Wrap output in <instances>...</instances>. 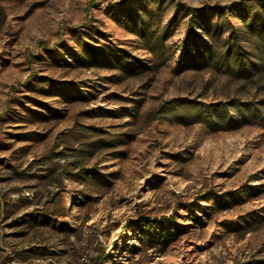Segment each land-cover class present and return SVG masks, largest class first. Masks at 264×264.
Listing matches in <instances>:
<instances>
[{
	"label": "rangeland",
	"instance_id": "obj_1",
	"mask_svg": "<svg viewBox=\"0 0 264 264\" xmlns=\"http://www.w3.org/2000/svg\"><path fill=\"white\" fill-rule=\"evenodd\" d=\"M0 264H264V7L0 0Z\"/></svg>",
	"mask_w": 264,
	"mask_h": 264
},
{
	"label": "trees",
	"instance_id": "obj_2",
	"mask_svg": "<svg viewBox=\"0 0 264 264\" xmlns=\"http://www.w3.org/2000/svg\"><path fill=\"white\" fill-rule=\"evenodd\" d=\"M258 5L264 7V0H254ZM196 10H192L191 13L192 14H195ZM192 21V20H191ZM191 26V24H190ZM237 56H238V59H236V62H240V59H241V55L239 53H236ZM211 110H215V108H212ZM233 124H239L238 121H234Z\"/></svg>",
	"mask_w": 264,
	"mask_h": 264
}]
</instances>
